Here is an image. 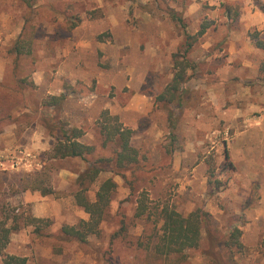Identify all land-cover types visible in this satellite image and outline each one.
<instances>
[{
	"label": "rangeland",
	"instance_id": "374dc122",
	"mask_svg": "<svg viewBox=\"0 0 264 264\" xmlns=\"http://www.w3.org/2000/svg\"><path fill=\"white\" fill-rule=\"evenodd\" d=\"M262 9L264 0H0L4 254L26 264H211L207 231L223 248L238 228L242 250L223 248L226 263L264 264V51L250 40L264 39ZM175 60L190 65L188 79L178 99L157 102ZM49 97L60 104L47 106ZM104 110L134 131L139 161L133 189L107 170L86 184L91 200L108 178L116 189L100 236L80 244L61 227L88 219L74 201L77 178L114 155ZM71 128L92 156L53 158L59 130ZM163 207L205 214L185 259L153 252Z\"/></svg>",
	"mask_w": 264,
	"mask_h": 264
},
{
	"label": "trees",
	"instance_id": "16d2710c",
	"mask_svg": "<svg viewBox=\"0 0 264 264\" xmlns=\"http://www.w3.org/2000/svg\"><path fill=\"white\" fill-rule=\"evenodd\" d=\"M29 3L30 0H22ZM264 12V9H262ZM208 29L207 25H202L197 32L198 36H202ZM250 40L254 46L264 51V39L258 33L250 35ZM189 45H187L186 51ZM16 54H21L25 51L24 45H16L14 47ZM175 71L171 82L166 86L163 93L156 97L158 102H173L180 97L182 85L186 82V68L190 69V65L174 61ZM192 69V67H191ZM60 99L49 97L47 106H57L60 104ZM101 135L104 138V144L112 142L115 145V151L112 158L96 159L92 166L84 171L77 178L79 190L74 194L75 204L82 208L88 215L87 220H81L76 225H63L61 234L64 239L72 240L80 244L86 243L88 237L100 236V224L103 221L110 201L116 189V183L108 178L104 180L98 187L94 198L91 200L86 195V184L92 183L101 172L105 170L120 176L125 182L127 181L129 188L133 189L134 184V167L138 163V151L132 146V137L134 131L125 127L117 116H112L107 110L101 113L100 120ZM61 138L57 141L52 149L53 158H85L94 154V147L85 145L79 141L83 133L76 128L60 129ZM227 158V155H225ZM132 175V179L127 176ZM51 191L43 192V195L49 194ZM143 195V194H142ZM135 216L141 217L146 211L144 200L139 194L136 199ZM162 225L160 235L157 242L153 246L154 254L168 258L170 256H178L185 259V252L199 248L201 240V229L205 225V214L201 215L198 211L190 213L183 217L170 207H163L161 210ZM30 222H42L41 219L32 218ZM121 231H124L122 228ZM0 237V255L2 256L3 264H26V258L12 255H5L4 249L8 242V236L11 232L10 228H3ZM120 233H116L115 236ZM207 235V248L203 253L210 258L211 264H227L222 252L223 248L228 250H242L240 242V230L233 228L231 234L222 244L219 245L218 239L209 231ZM183 256V257H182Z\"/></svg>",
	"mask_w": 264,
	"mask_h": 264
}]
</instances>
